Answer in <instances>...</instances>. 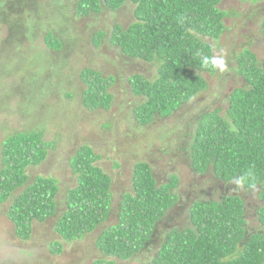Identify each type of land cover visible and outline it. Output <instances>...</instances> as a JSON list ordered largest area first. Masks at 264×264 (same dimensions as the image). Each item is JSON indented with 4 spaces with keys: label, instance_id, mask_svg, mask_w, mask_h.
Here are the masks:
<instances>
[{
    "label": "trees",
    "instance_id": "trees-1",
    "mask_svg": "<svg viewBox=\"0 0 264 264\" xmlns=\"http://www.w3.org/2000/svg\"><path fill=\"white\" fill-rule=\"evenodd\" d=\"M23 1L30 0H11L8 21L31 40L32 12L21 10L22 16H15L20 10L15 8L25 4ZM221 1L76 0V14L86 17L103 8L114 12L126 3L132 6L134 22L126 29L117 26L111 41L127 58L156 66L157 75L151 81L139 74L130 78L132 92L144 98L136 111L146 120L137 119L150 123L156 117L174 115L209 88L201 74L215 71L205 68L200 57L213 56L214 44L226 29L224 18L229 14L219 9ZM177 17L184 18L183 24ZM261 28L264 34V19ZM52 35L49 32L46 38L58 42ZM58 43L57 50L52 51L64 46ZM235 60L243 83L229 92L223 114L218 108L200 118L186 149L190 151L192 171L208 175L222 186L234 188L230 184L233 177L253 170L254 177L240 189L255 192L260 199L256 207L260 228L247 230L246 203L238 194L200 199L186 214L188 225L166 232L151 264H264V58L259 61L247 48ZM90 70L80 76L87 80L83 104L91 111L109 110L112 94L106 88L111 83L93 76ZM49 146L41 133L27 131L9 136L1 144L0 205L9 202L8 219L15 237L23 242L31 237L33 221H45L58 207L57 180L40 178L34 184L27 173L28 168L46 160ZM100 157L85 147L74 155L70 168L76 184L65 196V211L59 215L55 229L64 242L81 240L103 225L115 208L116 223L104 228L95 243L104 259L94 264H137L138 254L149 250L148 243L154 239L159 222L166 221L179 203L180 196L175 192L179 179L174 175L168 182L159 183L150 164L140 161L133 168L132 192L114 205L112 179L96 164ZM60 249L61 243L54 252Z\"/></svg>",
    "mask_w": 264,
    "mask_h": 264
},
{
    "label": "rangeland",
    "instance_id": "rangeland-1",
    "mask_svg": "<svg viewBox=\"0 0 264 264\" xmlns=\"http://www.w3.org/2000/svg\"><path fill=\"white\" fill-rule=\"evenodd\" d=\"M20 5L15 8L20 9L16 17L22 16L21 10L32 12L31 40L18 26L9 24L11 0H0V151L3 141L11 135L26 131L43 135L50 145L46 160L27 173L31 177L29 182L34 184L40 178L59 180L57 215L65 209V196L76 184L68 163L85 147L101 156L98 165L112 179L114 205L132 192L133 168L140 161L150 164L159 183L168 182V177L174 175L179 179L175 190L180 196L179 203L166 221L159 222L155 238L148 243L149 250L138 254L137 264H151L150 259L166 238V232L188 225L186 214L200 199L238 194L246 203L247 230L255 232L260 228L256 207L261 201L257 194L242 189L235 192L230 185L222 186L208 175L196 174L190 167V151L186 148L193 141L200 118L218 108L223 114L228 107L229 92L243 83L236 72L235 56L248 48L259 61L264 58L261 28L264 0L221 1L219 9L229 15L224 18L226 29L214 44L213 56H223L226 70H215L211 75L202 73L209 84L206 91L174 115L156 117L150 123L137 119L146 120L136 111L144 98L132 92L130 78L139 74L151 81L157 75L156 66L127 58L111 41L117 26L126 29L134 22L130 4L114 12L103 8L86 17L76 14V0H30ZM49 32L56 41L63 42L59 52L51 51L59 43L46 38ZM86 69L111 83L106 88L114 99L109 110L91 111L84 106L87 80L80 76ZM93 76L89 75L91 81ZM9 206V202L0 205V264H21L24 259H28L27 264H94L104 259L95 243L104 228L114 225L110 219L83 239L64 244L55 229L57 218H51V223L42 229V238L48 239L47 242L43 239L44 248H33V244L42 246L41 242L32 239L21 242L15 237L7 216ZM33 225L41 226L38 222ZM59 243L62 252H54Z\"/></svg>",
    "mask_w": 264,
    "mask_h": 264
},
{
    "label": "clouds",
    "instance_id": "clouds-1",
    "mask_svg": "<svg viewBox=\"0 0 264 264\" xmlns=\"http://www.w3.org/2000/svg\"><path fill=\"white\" fill-rule=\"evenodd\" d=\"M177 20L179 23L183 24L184 22V18L183 17H177ZM201 59V63L205 68H208L209 70H219L220 72H224L226 70V63H225V59L223 58V56H208V55H201L200 57ZM73 173V172H72ZM37 177V176H36ZM254 177V172L251 168H249V170L243 174V175H238L232 178V180L230 181V184L234 186V188H232V190H236V189H240L243 188L246 184V182L250 179H252ZM55 179V178H54ZM58 184H59V180L56 178ZM59 187V185H57ZM58 192H59V188H58ZM58 193L56 195L55 201L58 203ZM63 212L65 211L62 210ZM55 219V218H53ZM59 217H57L56 220H58ZM46 221V220H45ZM33 222H38V221H33ZM57 224V223H56ZM33 225V224H32ZM99 227V226H98ZM33 229V228H32ZM88 235V234H87ZM86 236V235H85ZM84 236V237H85ZM60 237V236H59ZM83 237V238H84ZM82 238V239H83ZM97 240V239H96ZM20 241V240H19ZM62 241V240H61ZM64 244H69L67 242L62 241ZM75 242V241H72ZM71 243V242H70ZM62 252V250H61ZM100 252V251H99ZM101 254V253H100ZM102 255V254H101Z\"/></svg>",
    "mask_w": 264,
    "mask_h": 264
},
{
    "label": "flooded vegetation",
    "instance_id": "flooded-vegetation-1",
    "mask_svg": "<svg viewBox=\"0 0 264 264\" xmlns=\"http://www.w3.org/2000/svg\"><path fill=\"white\" fill-rule=\"evenodd\" d=\"M60 40L62 41V39L60 38ZM63 43V42H62ZM52 51V50H51ZM54 52V51H53ZM55 58H53V60H54ZM53 62H55L56 63V60H54ZM74 175V174H73ZM58 214V210H56V213L53 215V216H51V217H49L48 219H46V221H43V222H39V224H41V226H35V225H32V231H33V235H34V237H32V238H30L29 240H31L32 239V241H37V240H39L40 242H41V245L42 246H35L34 244L32 245V247L33 248H36V247H40L41 249H43L44 247V242H43V239H44V241H48V239H47V237H44V238H42V235H43V228L45 227V226H47L46 224H50L51 223V221L52 220H50L51 218L53 219V218H57V217H59V215H57ZM174 220V216L170 219V221H173ZM21 242H23V241H21ZM122 262H124V261H122ZM28 263V259H24V260H21V264H27ZM36 264H38V262L36 263Z\"/></svg>",
    "mask_w": 264,
    "mask_h": 264
},
{
    "label": "crops",
    "instance_id": "crops-1",
    "mask_svg": "<svg viewBox=\"0 0 264 264\" xmlns=\"http://www.w3.org/2000/svg\"><path fill=\"white\" fill-rule=\"evenodd\" d=\"M112 98H113V95H112ZM114 100V99H113ZM113 100H112V102L111 103H113ZM101 160V159H100ZM69 164V168H70V162L68 163ZM97 165H98V162L96 163ZM99 167H100V165H98ZM100 168H102V167H100ZM29 169V171H30V168H28ZM71 169V168H70ZM103 170V169H102ZM72 171V170H71ZM29 179L31 180V177H30V175H29ZM35 179V178H34ZM113 190V189H112ZM60 194V185H59V192H58V195ZM113 194V193H112ZM58 201V200H57ZM115 207V206H114ZM57 210H58V207H57ZM115 208L114 209H112V211L110 212V216L106 219V221L104 222V223H106V222H108V220L110 219V221H113V223H116V217H117V215H116V212H115ZM39 223V222H38ZM102 226V225H101ZM159 227V226H158ZM157 228V227H156ZM32 235V237H34V235H33V231H32V233H31ZM155 238V237H154Z\"/></svg>",
    "mask_w": 264,
    "mask_h": 264
}]
</instances>
